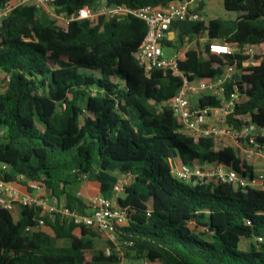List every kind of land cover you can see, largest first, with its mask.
Returning a JSON list of instances; mask_svg holds the SVG:
<instances>
[{"label":"trees","instance_id":"16d2710c","mask_svg":"<svg viewBox=\"0 0 264 264\" xmlns=\"http://www.w3.org/2000/svg\"><path fill=\"white\" fill-rule=\"evenodd\" d=\"M9 0H0L2 7ZM172 0H56L57 12L77 15L88 6L166 5ZM229 15L173 22L179 48L206 34L210 40L264 43V0H224ZM205 1L200 9L203 15ZM233 16H231V15ZM147 33L141 18L120 13L75 17L69 24L31 3L19 4L0 20V178L43 186L71 209L83 212L85 198L72 186L87 182L114 197L128 212L117 242L134 261L147 264H264V188L235 187L213 179L180 180L169 159L223 164L252 178L253 166L233 145L182 131L170 100L184 79L222 74L237 63L228 92L245 100L229 115H250L264 147V48L247 65V55L192 47L179 63L184 76L155 68L147 73L137 51ZM199 103L221 99L199 93ZM196 182V183H195ZM20 218L0 206V264H117V244L108 255L103 236L59 212L20 206ZM44 219V225L33 229ZM262 238V239H260ZM67 241V243H65ZM126 242H133L128 246Z\"/></svg>","mask_w":264,"mask_h":264},{"label":"built area","instance_id":"2783aa9c","mask_svg":"<svg viewBox=\"0 0 264 264\" xmlns=\"http://www.w3.org/2000/svg\"><path fill=\"white\" fill-rule=\"evenodd\" d=\"M205 0H172L166 5L146 4L137 8H129L124 5H112L99 8L93 13L88 6L82 7L77 15L67 16L64 12H57L56 0H9L0 7V20L7 17L15 6L24 3L35 4L47 10L53 17L69 22L75 17L80 19L93 18L98 14L108 16L120 13L133 14L147 24V33L137 51V58L144 66L147 73L155 68L170 70L175 75L184 76L179 68V63L187 58V49H179L170 56L164 54L163 40L168 35L174 21H197L205 19L200 5ZM198 37L208 46L210 52L220 54H243L248 58L245 63L262 53L264 43L240 44L224 40H210L206 34ZM237 71V63L227 64L222 74L209 78H196L195 81L184 79L177 94L170 100V105L183 123L182 131L189 136L200 139L202 137H214L217 142L224 145H233L243 151L248 161L258 155L264 157V147L257 141L256 126L251 122L250 115L239 116L244 124L235 127L227 122L238 104L245 100L237 89L228 92L227 83L232 80ZM195 92H208L221 99L220 105L202 106L199 100L194 101ZM171 174L180 180H204L213 179L222 182H231L238 186H254L264 188V169L255 173L252 178L243 177L238 171L228 168L223 164L212 163L200 165L197 163H182L170 158ZM128 181H121L115 186V196L110 197L102 193L92 194L85 197L86 207L83 212L71 209L68 205L60 202L56 196L51 195L43 186L31 184L32 191H23L13 182H7L0 178V206L14 212L20 206H39L45 212H59L71 217L75 223L86 225L100 233H103L113 243L117 244L120 261L117 264H132L125 255L126 251L117 242V230L128 223L129 216L125 208L121 207L116 198L124 191ZM78 196L83 197L79 192ZM51 201V202H50ZM44 219L33 229H39L44 225ZM262 239V238H260ZM132 246L133 242H126ZM109 255L112 247L105 249ZM142 263L147 264L146 260Z\"/></svg>","mask_w":264,"mask_h":264},{"label":"crops","instance_id":"0c3cea01","mask_svg":"<svg viewBox=\"0 0 264 264\" xmlns=\"http://www.w3.org/2000/svg\"><path fill=\"white\" fill-rule=\"evenodd\" d=\"M208 1H210V3L222 1L223 2V6H224V0H205V8H204L205 20H207V17H208V14H207V11H206V8H208V5H207ZM224 9H225V7H224ZM225 15H229L227 11H226V14H224L223 16H225ZM231 16H233V15H231ZM215 17H219V16H213V17H210L209 19L215 18ZM177 33L178 32L176 30L170 29L169 32H168V36H169L170 39H175L176 36H177ZM187 40L188 41L185 44H183L182 46H180L179 48H177V50H179V49H187V47H190V49L192 47H199V49H201V50L205 49L206 43L202 39H200L198 37V35L192 37L191 39L187 38ZM246 64L250 65V64H254V62L249 60V61L246 62ZM194 94L196 95V93H194ZM218 145H221V143H218ZM249 163L253 166L255 173H257L259 171H262L264 169V157L262 155H258L256 158H254L253 160L249 161ZM204 165H206V164H204ZM19 188L22 189L23 191H26V187L23 186V185L19 186ZM72 189L77 194L79 192H81L84 198L88 197V196H90L92 194L99 193L98 190L92 188L89 185V183H87V182H82V183L75 184V185L72 186ZM59 201L62 202V199L59 200ZM20 212H21L20 208H16L15 211L13 212L17 219L20 218ZM101 235L106 240H109L105 234L101 233ZM101 244H103L102 241H101L100 245ZM133 263L134 264H139V263H141V260L134 261Z\"/></svg>","mask_w":264,"mask_h":264},{"label":"rangeland","instance_id":"374dc122","mask_svg":"<svg viewBox=\"0 0 264 264\" xmlns=\"http://www.w3.org/2000/svg\"><path fill=\"white\" fill-rule=\"evenodd\" d=\"M207 5H208V8H206V11L208 14L207 20H209V18L213 16H223L224 14H226V10L224 9L222 1L214 2V3H210V1H208ZM163 51L165 55L170 56L177 51V47L164 44ZM251 61L255 62V57L251 59ZM195 93L196 95L195 94L193 95V99L194 101H197L199 97V93L198 92H195ZM197 164L204 165V164H201L199 161H197ZM102 242L103 244H101L100 247H102L105 250L106 247L109 246V244L107 243V240L104 237L102 238ZM65 243H67V241H65Z\"/></svg>","mask_w":264,"mask_h":264},{"label":"water","instance_id":"95a60500","mask_svg":"<svg viewBox=\"0 0 264 264\" xmlns=\"http://www.w3.org/2000/svg\"><path fill=\"white\" fill-rule=\"evenodd\" d=\"M259 131H260V129H257V130H256V132H259ZM195 183H196V182H195ZM235 187H238V185H235Z\"/></svg>","mask_w":264,"mask_h":264}]
</instances>
